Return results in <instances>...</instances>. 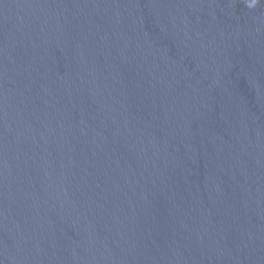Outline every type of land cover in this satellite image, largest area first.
Wrapping results in <instances>:
<instances>
[{
  "label": "water",
  "instance_id": "95a60500",
  "mask_svg": "<svg viewBox=\"0 0 264 264\" xmlns=\"http://www.w3.org/2000/svg\"><path fill=\"white\" fill-rule=\"evenodd\" d=\"M0 264H264V0H0Z\"/></svg>",
  "mask_w": 264,
  "mask_h": 264
}]
</instances>
